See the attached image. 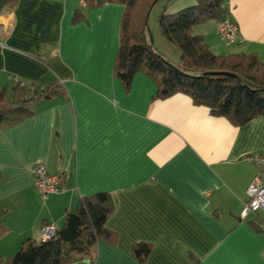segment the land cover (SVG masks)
Instances as JSON below:
<instances>
[{"label": "crops", "instance_id": "crops-1", "mask_svg": "<svg viewBox=\"0 0 264 264\" xmlns=\"http://www.w3.org/2000/svg\"><path fill=\"white\" fill-rule=\"evenodd\" d=\"M0 0V89L53 87L33 114L0 126V256L62 227L82 196L109 194L112 211L92 264H264V214L241 217L261 168L264 117L235 126L183 93L155 97L143 73L125 90L113 75L123 5L97 0ZM238 39L223 42L219 20L195 25L218 55L264 60V0H226ZM76 10L83 19L73 23ZM167 45V44H166ZM62 176L41 198L31 167ZM264 224V223H262ZM3 227V228H2ZM150 245L143 261L135 243Z\"/></svg>", "mask_w": 264, "mask_h": 264}, {"label": "trees", "instance_id": "trees-1", "mask_svg": "<svg viewBox=\"0 0 264 264\" xmlns=\"http://www.w3.org/2000/svg\"><path fill=\"white\" fill-rule=\"evenodd\" d=\"M15 0H5L13 7ZM88 1V0H87ZM157 0H97L122 4L119 21V44L113 63V75L120 79L125 90L132 77L140 72L155 84V97L166 98L177 93L188 95L197 104L206 107L212 115L224 117L235 126H243L256 117H264V60L255 53L218 55L209 50L202 35L193 32L194 26L228 15L226 0H196L192 6L172 14L158 16V33L180 51V60L173 63L149 39L146 15ZM72 22L83 19L76 10ZM211 72H226L212 74ZM55 88L28 92L18 82L11 88L0 89V126L11 125L33 114L35 100L50 96ZM74 210L64 216L62 227L45 241L24 240L20 248L9 256H0V264H74L88 259L93 263V250L99 239L115 235L105 223L112 211L109 194L99 192L82 196ZM264 223V219L260 218ZM251 221L257 231L264 224ZM3 228V227H2ZM3 232L0 231V235ZM150 245L139 242L133 254L143 261ZM73 253L82 254L79 260Z\"/></svg>", "mask_w": 264, "mask_h": 264}, {"label": "built area", "instance_id": "built-area-1", "mask_svg": "<svg viewBox=\"0 0 264 264\" xmlns=\"http://www.w3.org/2000/svg\"><path fill=\"white\" fill-rule=\"evenodd\" d=\"M217 35L226 43H233L238 39L239 31L235 24L224 17L217 24ZM248 161L261 168L260 172L254 176L247 187L248 201L245 203L241 217H245L249 212L257 213L260 209L264 213V155L250 154ZM31 169L33 186L41 198H46L49 194H57L61 191L62 176L52 174L47 171L43 162L36 163ZM42 236L40 241L50 239L56 231L54 224L46 225L41 229ZM74 264H92L88 259L76 262Z\"/></svg>", "mask_w": 264, "mask_h": 264}, {"label": "rangeland", "instance_id": "rangeland-1", "mask_svg": "<svg viewBox=\"0 0 264 264\" xmlns=\"http://www.w3.org/2000/svg\"><path fill=\"white\" fill-rule=\"evenodd\" d=\"M196 3V0H157L151 5L147 16V28L151 34V41L154 46L157 47L160 52H163L164 56L177 63L180 60V51L171 44L170 42L164 40L158 33V16L159 14L166 13L172 14L185 7L192 6ZM215 20L216 19H212ZM167 44V45H166ZM259 214H264L259 209ZM84 257L82 254L73 253L72 258L74 260H79Z\"/></svg>", "mask_w": 264, "mask_h": 264}, {"label": "water", "instance_id": "water-1", "mask_svg": "<svg viewBox=\"0 0 264 264\" xmlns=\"http://www.w3.org/2000/svg\"><path fill=\"white\" fill-rule=\"evenodd\" d=\"M145 24L147 26V17H146V20H145ZM147 31H148V34H149V38L151 39V34L149 33V29L147 28ZM149 39V40H150ZM151 41V40H150ZM212 74H224L226 72H211Z\"/></svg>", "mask_w": 264, "mask_h": 264}]
</instances>
